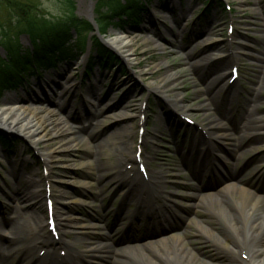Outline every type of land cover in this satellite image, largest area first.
<instances>
[{"label":"rangeland","instance_id":"374dc122","mask_svg":"<svg viewBox=\"0 0 264 264\" xmlns=\"http://www.w3.org/2000/svg\"><path fill=\"white\" fill-rule=\"evenodd\" d=\"M147 1L148 6L142 11L136 30L125 27L123 31H118L109 26L102 37L106 41L116 32L129 35L134 50L127 54L129 61L125 57L126 52L120 53L105 42L116 54L119 63L113 62L111 67L104 69L97 66L87 69L86 55H83L75 63L61 62L53 69L40 72V76H28L26 83L15 92H6L0 97V106L11 100L24 106L37 103L49 117L58 123L67 122L75 129L74 133L59 137L50 136L52 130L47 129V137L37 140V144L10 130L22 139L9 152L0 147V232H7L10 220L14 218V211L10 207L15 206L16 198L8 186L15 182L23 187V181L33 178L34 189L45 190L48 185L44 177L50 175L49 185L54 186L50 199L55 223L60 211L67 209L85 227L82 229L84 234L92 224L102 228L87 240L90 246L87 264H135L130 258L118 256L113 248L123 245L126 230L131 229L128 237L132 236V242L144 240L154 233L146 229L149 227L144 223L146 213L138 210L140 203L144 208L146 203L140 200H144L146 195L138 183L131 188L124 176L115 177L117 169L112 167L116 166L113 152L116 153L118 147H128L129 156L135 157L134 143L140 131L144 149L142 162L148 172L159 171L149 178L154 189L151 194L155 198L144 209L147 212L158 211L166 202L175 211L169 215L168 223L157 224L158 233L179 230L181 223L178 222L183 217L193 215L200 226L209 227L215 234L230 241L228 245L207 241L194 223H188L181 235L182 243L201 264H244L241 258L245 259L247 254L240 256L239 251L236 253L233 248L239 246L238 239L218 217L208 212L204 204L196 203L195 195L212 192L225 182L241 185L246 193L264 195V175L260 179L247 175L254 165L264 174V141H253L249 138L253 134L246 138L245 133L237 132L244 124L260 127L259 120L251 122L250 119L246 121L245 114L239 116V109L243 106L241 101L247 95L261 97L256 113L257 116H264V0ZM221 3L230 7L222 9ZM17 9L26 10V15L29 18L34 16L36 20L64 19L70 11L75 17L87 20L89 13L92 19L95 17V0H0V35L6 30L14 32L21 26L17 22L21 20V13ZM7 33L8 36L0 41L4 38L13 42L10 39L12 33ZM91 36L90 32L87 47H90ZM18 40L24 46L29 44L26 33L20 34ZM205 42L215 44L207 48L209 55L206 58L199 56ZM4 53L0 46V55ZM192 55L195 57L190 59ZM189 60L195 61V66H188ZM219 63H225L226 75L221 84L229 80L230 67L238 66L239 77L235 86L239 95L236 99L241 103L233 106L226 121L219 119L224 123V137L216 139L215 136L221 132L214 133L210 126L219 116L220 109L208 105L204 110L202 106L205 104L208 71ZM93 83H98L100 97L106 94L99 101L95 100L94 95L87 94ZM69 86L71 88L68 90ZM65 98H69V101L67 106L62 107L59 102ZM85 113L94 115V119H85ZM123 113L133 114V118L124 123L126 131L109 136L113 121ZM184 116L191 118L193 124H187ZM158 123L163 124L165 129H157ZM96 125L99 128L88 135ZM257 129L250 133H257ZM228 134L230 136L226 137ZM78 136H84L87 145L74 143ZM227 138L230 141L225 140ZM207 139L213 140L216 151L219 150L225 157L211 152V159H220L221 165L205 176H198L193 173V167L203 160V153L209 154V151L205 153ZM192 143L198 148L197 151H188ZM99 144L105 145V150L110 153L108 156H98L100 160L90 152L99 151ZM244 144L246 147L242 146ZM239 150L243 152L237 153ZM56 153L59 157L47 159ZM258 155L262 157L259 162L255 159ZM44 157L50 160L47 164L49 169ZM98 161L103 164L100 174L96 169ZM81 163L86 167H82ZM129 166L126 165L127 168ZM59 179L61 183L57 184ZM77 180L84 181L86 186L81 187ZM125 183L127 186H124ZM61 189L80 194L77 204L58 202L57 195ZM222 197V205L234 212L235 219L242 223L240 233L244 234L242 211L251 206L252 199L242 200L238 194H224ZM263 210L264 206H261L260 212ZM159 216H162L161 213ZM30 224L35 228L34 220L30 219ZM63 229L67 233L63 236L64 241L81 251L83 244L73 242L75 236L71 226ZM251 235L247 233V237ZM8 238L0 233V239L5 241ZM40 239L44 243L51 241ZM258 240L264 244V231L257 235ZM63 251L58 250L61 257ZM171 253L172 247L169 245L156 251L153 259L157 264H166V255ZM16 254L21 256L20 253ZM18 255L11 258L12 264L17 262ZM262 256L264 258V254Z\"/></svg>","mask_w":264,"mask_h":264},{"label":"bare ground","instance_id":"6f19581e","mask_svg":"<svg viewBox=\"0 0 264 264\" xmlns=\"http://www.w3.org/2000/svg\"><path fill=\"white\" fill-rule=\"evenodd\" d=\"M90 12V5H89V11ZM209 27V25L207 26ZM176 32V31H175ZM116 32L114 36L109 37L107 40V43L112 46L115 50H117L120 53L126 52L127 61L128 59V53H132L133 47L131 46V39L129 35L125 33H119ZM177 35V32L175 33ZM175 37V36H174ZM147 39V38H146ZM205 42L203 47L199 50L201 53L199 56H203L206 58L207 54V48L215 46V44ZM207 44V45H206ZM198 54V53H197ZM192 57H195V55H192ZM195 66V61L189 60L188 66ZM225 63H219L217 66H215L213 69H210L208 71L209 73V79L207 87L204 89V94L206 95L205 98V104L202 106L203 109H207L206 106H213V108H219V116L216 117L214 122H212V126H210L211 130L213 132H221L219 136H215L216 139H220V136L224 137L223 130H224V123L223 121L219 120L222 118V120H227L228 117L227 114L232 111L233 106H239L241 102L242 108L239 109L240 115L245 114L246 121L248 119L251 120V122L260 121V127L258 125L254 126H246L245 124L242 125V128H238L237 132L245 133V137L247 138L249 134H253L249 138L253 141L256 139H261L264 141V116H257V109L261 103V97L260 96H252L247 95L245 98H243V101L239 103L236 99V96L239 95V93L236 91L235 81L229 82V80L225 81L223 84V80L225 79ZM45 72V71H44ZM173 74L172 76H174ZM71 88L69 86L68 90ZM157 88V87H156ZM99 86L98 83H93V85L90 88V91L87 92V94L94 95L96 98L95 100L99 101L102 98L106 96V94H103L102 97L99 96ZM107 93V91H106ZM69 101V98H65L63 101L59 102L62 107L67 106ZM91 102V101H90ZM106 108H111V106H107ZM186 108V107H183ZM209 109V108H208ZM184 114V112H183ZM85 119H94V115L91 114H84ZM133 118L132 113H123L120 115L118 119H115L112 123V131L111 135L119 133L122 134V132H125V121L131 120ZM249 120V121H250ZM231 121V120H230ZM253 121V122H254ZM235 122V121H234ZM91 126V123H89ZM89 126V127H90ZM235 126V125H234ZM258 126V127H257ZM0 127L7 129V130H13L14 132H18L21 135L25 136L28 139H31L33 143H36L37 140H43L47 137V134H45L47 129L52 130L50 136H62L67 133H74V128L67 124V122H57L56 120L49 117V114L44 111L41 105H37V103H33V105H21L18 104L17 101L11 100L3 105L0 106ZM92 128V126H91ZM94 129L88 133V135L93 133L96 129L99 128L98 125L93 127ZM164 128V125L161 123H158L157 129ZM258 128V129H257ZM90 129V128H89ZM165 129V128H164ZM258 130L257 133H250V131ZM159 133L160 131L157 130ZM90 134V135H91ZM162 134V133H161ZM226 137H229L230 135H225ZM243 137V136H242ZM241 137V138H242ZM76 142L74 143H80L85 144L86 138L84 136H78L75 138ZM227 141H230V138L225 139ZM102 143V142H101ZM195 143V142H194ZM192 143L188 146V151L194 150L197 151L198 148L196 145ZM37 144V143H36ZM100 150L99 151H92L93 157L97 155H110L109 150H105L106 146L99 144ZM98 145V146H99ZM206 149L205 153L209 151V154H202L203 160L200 162H197L195 166L193 167V173L198 176H205V174H209L212 169H217V166L220 164L221 161L219 160H212L210 157L211 152H217L216 151V144L211 139H207L206 143ZM243 147H246V144L242 145ZM108 151V152H106ZM135 152V151H134ZM243 150H239L237 153H241ZM54 153V152H53ZM57 154V155H56ZM51 154L47 157V159L52 160L53 158L59 157V154ZM113 155L115 156L114 163L116 166L112 167V169H117V171L114 173V176H124L127 181V183L130 185L131 188H134L136 183H138L140 188H142L145 192L146 198L140 201H145V205L151 204L153 201V198H155L154 195L151 194V192L154 190L152 188H149L148 179H145L143 174L139 171H137L136 166H138V163L136 161V158H131L129 156L128 147H125L124 149L117 148L116 153L113 152ZM222 155V156H221ZM221 157H225L224 154H221ZM261 155L256 156V161L259 162L261 160ZM47 159L44 157L45 165L48 168L47 164L50 163V160L47 161ZM144 159H147L144 157ZM236 160V159H235ZM100 164V165H99ZM234 164V163H232ZM82 167H86V165H83L81 163ZM126 165H130L129 168L126 167ZM103 164H101L98 161V164L96 165V169L98 174L101 172V168ZM49 169V168H48ZM159 171L155 172H147V176L150 178L153 174H158ZM50 174V173H49ZM152 174V175H151ZM247 175L250 177H256L257 179H260L259 177L263 178V173L261 169L257 165H254L248 172ZM50 175H46L44 177V180L46 181V184H50ZM56 182V181H55ZM61 183V180L59 179L57 184ZM78 185L81 187L86 186V183L82 180H77ZM124 186H127L125 183ZM9 190L11 191L12 196L16 198V204L15 206L10 207L12 211H14V218L12 217V220H10V226L7 229V232H0L4 234L5 236H8L9 238L5 241L0 239V264H12L11 258L20 253L21 256L18 255V260L15 264H60L65 263L61 257L58 255V250H67V260L69 262H73L75 264H87L88 255H89V249L90 246L88 244V239L95 231L102 230L101 227L90 225L87 227L88 231L85 232V234L82 232V229H85L83 225L78 222V220L74 217H72V213H69L66 210L62 209L59 213V218L57 224H55V230L56 233L59 232L60 237L58 241H54V236L52 234V231L49 229V223H48V211L46 206V200L47 198H50L51 195L54 192V186L49 185L50 192L47 194L45 190L42 189H34V180L33 178H27L25 181H23V187L20 184H17L15 182H12L8 186ZM33 187V188H32ZM242 200L245 199H252L251 206L247 209L242 211V214L244 215L242 218L243 222V232L244 234L240 233V229L242 226V223L238 222L235 218L234 212L231 210L228 211L222 203L221 200L223 199L222 195H237ZM252 193V192H251ZM246 193L245 188L237 183H220L218 188H214V190L211 192H203L196 194L197 198V204H204L208 212L210 214H213L214 216L218 217L224 225H226L230 230L231 233L234 235L235 238H237V242L239 246H234V250L236 253H240V256L242 254H247L245 259L241 258V261L244 264H264V244L260 243V241H257V235L264 231V210L263 212H260L261 206H264V195L257 194V193ZM80 194H73L72 192H68L66 190H60L58 192L57 198L58 202H65L68 205L77 204L79 201ZM160 195H158V198ZM157 198V197H156ZM45 201V203H44ZM165 204L159 208L158 211H145L144 208L147 206L144 205V208H142L143 204L140 203V210L142 213H146L144 217V223L148 225L149 227L146 229L149 230V233L154 231L152 235H150L148 238H145L141 241H129L131 236H125L127 235V231L124 232V236L127 238L122 239L123 245L119 247H114L113 251L118 254V256L130 258L134 261L135 264H157V261H155L154 254L156 251H159V249H164L171 245L172 247V253L170 255H166V264H201V261H198L197 258L194 256L192 252L189 251L188 248L184 247L182 243V233L185 232L187 228L188 223H194L197 229H199L200 232H202V235L207 239V241H212L214 243L222 244V245H228L230 241H228L226 238L222 237L220 234H215L211 228L209 227H203L200 226L197 221H195L194 216L191 217H183L182 220L180 219L178 221V224H180L179 230H171L168 231L165 234L158 233L157 231V224L159 222H169V215L174 211L173 208H171V205H168V203L164 202ZM9 208V207H8ZM71 210V209H70ZM139 211V212H140ZM159 213H161L162 216H159ZM237 215V214H236ZM158 217V218H157ZM30 219L34 220L35 222V228H33V225L30 224ZM1 224V223H0ZM161 224V223H160ZM65 226H71V228L74 230V236L73 242H80L83 244V248L80 251L77 249L73 244L67 243L64 241L63 236H66V232L64 231ZM163 226V225H162ZM82 232V234H81ZM242 232V233H243ZM247 233H252V235L247 237ZM78 235V236H77ZM220 235V236H219ZM80 236V237H79ZM243 236V237H242ZM40 238H46L51 240L49 243H44L43 239ZM63 245V246H61ZM233 252V254H235ZM237 255V254H235ZM99 256V255H95ZM104 256V255H103ZM3 262V263H2Z\"/></svg>","mask_w":264,"mask_h":264},{"label":"trees","instance_id":"16d2710c","mask_svg":"<svg viewBox=\"0 0 264 264\" xmlns=\"http://www.w3.org/2000/svg\"><path fill=\"white\" fill-rule=\"evenodd\" d=\"M147 4V0H95L94 20L99 33L104 34L109 26L117 30L136 28ZM17 10L21 13V20H17L21 26L14 32L6 30L0 35L1 40L8 36L7 32L12 33L10 39L13 40L9 42L3 38L0 41L5 52L0 55V97L22 86L30 75L40 76V72L54 68L61 62L76 60L85 52L87 36L93 31L89 21L75 17L71 11L64 19L50 21L36 20L34 16L29 18L26 10ZM22 33L28 35L29 45L17 42ZM114 61H117L116 56L92 35L87 68L95 64L99 67L109 66ZM0 141L6 150H10L15 143L7 142L2 137Z\"/></svg>","mask_w":264,"mask_h":264},{"label":"water","instance_id":"95a60500","mask_svg":"<svg viewBox=\"0 0 264 264\" xmlns=\"http://www.w3.org/2000/svg\"><path fill=\"white\" fill-rule=\"evenodd\" d=\"M87 19L93 24V27H94V29L96 30V33H97V27H96L95 22L92 19L91 13H89V16H88ZM100 38H101V36H100ZM101 40L103 42H105V40L103 38ZM0 136L4 140H6L7 142H15L14 144H18V145L20 143V139H22L18 135L14 134V133H11V131H9L7 129H4V128H1V127H0ZM66 264H68V263H66Z\"/></svg>","mask_w":264,"mask_h":264}]
</instances>
